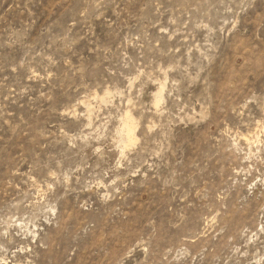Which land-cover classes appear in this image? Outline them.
Wrapping results in <instances>:
<instances>
[{"label":"rangeland","instance_id":"obj_1","mask_svg":"<svg viewBox=\"0 0 264 264\" xmlns=\"http://www.w3.org/2000/svg\"><path fill=\"white\" fill-rule=\"evenodd\" d=\"M0 264H264V0H0Z\"/></svg>","mask_w":264,"mask_h":264},{"label":"bare ground","instance_id":"obj_2","mask_svg":"<svg viewBox=\"0 0 264 264\" xmlns=\"http://www.w3.org/2000/svg\"><path fill=\"white\" fill-rule=\"evenodd\" d=\"M162 90H163V86H161L160 89H159V91L155 94V106H158L159 103L162 101V97H161ZM103 100L104 99H101V101H103ZM124 116L125 117L121 121V125H120L121 128L117 132L118 133V138H119V141L118 142H119L120 150H121V153L122 154L126 150H128L130 147H132L135 144V141L137 140L136 137H135V128H136L135 122H133V119L131 118V116L128 113L126 115H124ZM19 226L20 227L23 226L22 223H21V221H20ZM25 228H26V226H24V229ZM28 231H30V230H28ZM29 233H31V232H29ZM32 234H33V231H32Z\"/></svg>","mask_w":264,"mask_h":264}]
</instances>
